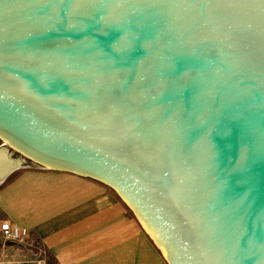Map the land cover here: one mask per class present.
Instances as JSON below:
<instances>
[{
    "label": "water",
    "instance_id": "water-1",
    "mask_svg": "<svg viewBox=\"0 0 264 264\" xmlns=\"http://www.w3.org/2000/svg\"><path fill=\"white\" fill-rule=\"evenodd\" d=\"M0 140L168 264H264V0H0Z\"/></svg>",
    "mask_w": 264,
    "mask_h": 264
},
{
    "label": "crops",
    "instance_id": "crops-1",
    "mask_svg": "<svg viewBox=\"0 0 264 264\" xmlns=\"http://www.w3.org/2000/svg\"><path fill=\"white\" fill-rule=\"evenodd\" d=\"M0 156V172L11 166ZM28 232L37 249L0 239V264H168L109 187L72 173L19 168L0 180V228Z\"/></svg>",
    "mask_w": 264,
    "mask_h": 264
},
{
    "label": "built area",
    "instance_id": "built-area-1",
    "mask_svg": "<svg viewBox=\"0 0 264 264\" xmlns=\"http://www.w3.org/2000/svg\"><path fill=\"white\" fill-rule=\"evenodd\" d=\"M0 239L9 243H13L16 246L29 247L30 249H37V245L34 240L29 236L28 232L18 227H12L9 224H4L0 228ZM5 264V263H3ZM12 264V263H8ZM13 264H45L43 260L34 262H17Z\"/></svg>",
    "mask_w": 264,
    "mask_h": 264
},
{
    "label": "rangeland",
    "instance_id": "rangeland-1",
    "mask_svg": "<svg viewBox=\"0 0 264 264\" xmlns=\"http://www.w3.org/2000/svg\"><path fill=\"white\" fill-rule=\"evenodd\" d=\"M1 149H5L6 152L8 154H10V157L12 158V160L16 161V163L19 164L18 165V168H35V167H39V165L35 164L34 162H32L31 160H29L28 158L22 156L21 154L13 151L9 146L5 145L0 140V150ZM0 156H2L4 158V155L3 154H1Z\"/></svg>",
    "mask_w": 264,
    "mask_h": 264
},
{
    "label": "bare ground",
    "instance_id": "bare-ground-1",
    "mask_svg": "<svg viewBox=\"0 0 264 264\" xmlns=\"http://www.w3.org/2000/svg\"><path fill=\"white\" fill-rule=\"evenodd\" d=\"M2 158H3V157H2ZM18 165H19V164H18ZM11 166H17V163L13 161V162L11 163Z\"/></svg>",
    "mask_w": 264,
    "mask_h": 264
}]
</instances>
